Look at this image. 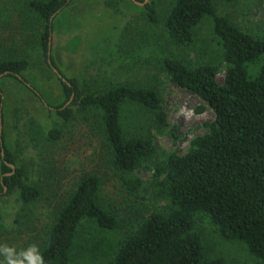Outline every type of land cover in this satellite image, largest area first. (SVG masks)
<instances>
[{"label": "rangeland", "instance_id": "obj_1", "mask_svg": "<svg viewBox=\"0 0 264 264\" xmlns=\"http://www.w3.org/2000/svg\"><path fill=\"white\" fill-rule=\"evenodd\" d=\"M31 1L0 0V62H29L24 72L27 84L2 76L0 88L4 92L7 145L18 165H31L28 183L41 194L33 203L24 204L18 190L0 193V264H10L24 252L43 249L58 211L85 174L100 178L98 202L118 223L115 229L105 230L93 220H84L70 260L73 264H114L126 236L144 216L166 205L152 195L155 160L150 168L141 167L129 175L115 169L98 110L76 107L70 120H63L54 110L65 99L63 77L76 78L87 94L122 85L155 89L170 127H157L145 110L132 105L124 106L122 118L130 130L141 127L144 135L153 139L160 150L159 161L173 151L185 154L195 137L210 132L208 125L215 120L206 102L172 81L163 67L164 59H176L191 67L217 65L221 83L226 72L223 49L210 17L195 27L193 45L174 42L164 25L172 0H70L68 7L54 16L48 51L54 67L40 42L45 22L30 8ZM150 2L158 11V23H151L147 17L145 4ZM216 7L240 29L264 39V0H216ZM52 128L60 129L58 140L48 139ZM172 128L179 139L174 138ZM124 177H140L143 187L131 193ZM196 230L206 258H220L225 264L261 263L245 244L224 238L205 219H198Z\"/></svg>", "mask_w": 264, "mask_h": 264}, {"label": "trees", "instance_id": "obj_2", "mask_svg": "<svg viewBox=\"0 0 264 264\" xmlns=\"http://www.w3.org/2000/svg\"><path fill=\"white\" fill-rule=\"evenodd\" d=\"M69 3L70 0L30 2V8L45 22L40 42L54 67V58L48 54L54 16ZM145 8L149 21L158 23L153 3L145 4ZM205 17L212 19L214 35L223 49V82H218L219 66L214 64L191 67L166 58L163 65L173 82L206 102L215 114V120L208 125L210 132L195 137L185 154L173 151L156 161L160 150L153 139L145 136L141 127L134 131L124 124V106L132 105L145 110L157 127H170L155 89L122 85L87 94L76 78L63 77L65 99L54 110L63 120L72 119L76 107L98 110L115 169L129 175L141 167L150 168V162L155 160L152 195L166 205L144 216L126 236L113 258L114 264H225L220 258L205 257V246L196 230L198 219L212 223L224 238L245 244L252 257L264 264V39L220 15L216 0H172L164 25L174 42L188 47L195 41V27ZM28 65L25 59L1 61L0 80L2 76H12L27 84L24 72ZM4 107L0 88V193L18 190L20 200L30 204L41 193L28 183L31 165H18L7 145ZM171 131L179 139L175 129ZM60 135L59 128H52L47 137L55 141ZM123 181L131 193L143 187L140 177H124ZM100 185L96 174H85L58 211L43 249L24 252L10 264H73L71 250L84 220H93L101 229H115V215L98 202Z\"/></svg>", "mask_w": 264, "mask_h": 264}, {"label": "water", "instance_id": "obj_3", "mask_svg": "<svg viewBox=\"0 0 264 264\" xmlns=\"http://www.w3.org/2000/svg\"><path fill=\"white\" fill-rule=\"evenodd\" d=\"M49 48H50V46H49ZM49 62L51 63V60L49 59ZM56 71V70H55ZM65 79H63V81H64ZM0 131H1V133H2V131H3V120L1 119L0 120ZM2 154L4 155V151H2ZM12 168H14V166H12Z\"/></svg>", "mask_w": 264, "mask_h": 264}, {"label": "clouds", "instance_id": "obj_4", "mask_svg": "<svg viewBox=\"0 0 264 264\" xmlns=\"http://www.w3.org/2000/svg\"><path fill=\"white\" fill-rule=\"evenodd\" d=\"M33 264H35V261H33Z\"/></svg>", "mask_w": 264, "mask_h": 264}]
</instances>
